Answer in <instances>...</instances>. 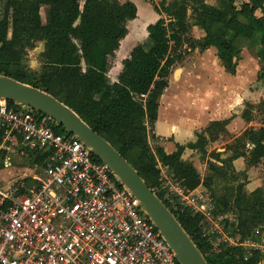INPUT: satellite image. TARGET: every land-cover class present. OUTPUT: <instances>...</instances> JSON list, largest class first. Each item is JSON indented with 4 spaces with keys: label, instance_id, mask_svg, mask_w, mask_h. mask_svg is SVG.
Masks as SVG:
<instances>
[{
    "label": "trees",
    "instance_id": "obj_1",
    "mask_svg": "<svg viewBox=\"0 0 264 264\" xmlns=\"http://www.w3.org/2000/svg\"><path fill=\"white\" fill-rule=\"evenodd\" d=\"M1 3L4 7L0 17V74L55 95L109 141L105 133L113 137L120 147L110 142L152 188L153 182L128 153L138 152L147 176H158L161 162L184 190L204 185L211 191L217 209L236 217L234 234L241 240L252 236L258 228L264 233V188L247 190L244 181L247 174L237 171L233 163L239 156H245L249 166L264 160V125L245 130L252 149L230 148L232 155L226 157L219 151L210 152L204 177L194 163L182 155L187 147L202 149L204 153L208 139L205 141L202 136L186 145L178 143L172 153L161 147L153 151L149 143L158 118L159 99L168 86L174 65L189 49L216 46L221 61L234 73L240 54L235 40L250 38L258 27H264V0H243L239 5L235 0H217L214 4L209 0L153 1L160 18L147 26L148 42H140L132 49L114 82L108 75L110 59L129 32L128 22L138 17V7L133 0H85L83 5L81 0H0ZM43 6L47 7L46 20L41 13ZM194 26L201 27L206 35L195 38ZM42 42L45 48L39 54L40 69L30 75L14 71L29 51ZM260 50L264 52V36ZM258 79L264 80L263 60ZM53 87L60 89L59 95L52 92ZM260 104L264 106V101ZM219 122L213 121L210 125ZM55 129L69 131L62 124H57ZM33 153L37 154L36 160L41 165L45 155ZM156 192L169 206L164 196ZM171 210L192 236L186 223ZM192 238L209 264H263L259 252L246 256V249L241 245L228 246L210 256L204 247V244L208 246L206 241Z\"/></svg>",
    "mask_w": 264,
    "mask_h": 264
},
{
    "label": "built area",
    "instance_id": "obj_2",
    "mask_svg": "<svg viewBox=\"0 0 264 264\" xmlns=\"http://www.w3.org/2000/svg\"><path fill=\"white\" fill-rule=\"evenodd\" d=\"M57 124L35 107L0 97L3 167L12 166L16 151L45 155L40 171L18 173L0 188V264H183L110 165ZM166 178L175 192L168 201H177L175 194L201 211L204 236L216 248L254 245L225 228L210 190H184L172 174Z\"/></svg>",
    "mask_w": 264,
    "mask_h": 264
},
{
    "label": "crops",
    "instance_id": "obj_3",
    "mask_svg": "<svg viewBox=\"0 0 264 264\" xmlns=\"http://www.w3.org/2000/svg\"><path fill=\"white\" fill-rule=\"evenodd\" d=\"M84 1L85 0H81L82 5ZM41 13L43 19L46 20V6L42 7ZM0 17H2L1 14ZM156 20L157 18L154 22ZM192 33L197 39L203 38L206 35V32L199 26H194ZM263 36L264 27H258L252 37H240L235 40L236 45L240 48V57L236 59V71L234 73L227 70L218 55L216 46H210L205 49H189L190 51L179 62L184 61L186 56L190 54H194L192 57L197 58L195 69L200 73L202 79L199 83L198 81H193L192 87L199 90V100L195 98V96H187V90L186 88L183 89L182 80L172 81V79L170 81L169 79L168 86L159 99L158 118L154 124L153 135L149 136L150 145L155 143L157 147L163 148L167 153H172L177 149L178 143L186 145L189 142H196L199 133L207 128L211 122L225 118L230 119L226 127L230 133H235L234 137L243 134V132L240 131V125H242L243 122H251L248 123L246 129L249 125L252 126L253 119L251 118L248 120L244 117L242 105L245 106L249 103L257 106L261 101H264V81L258 79V74L262 68V61L261 57L258 56V52L259 49H261V39ZM252 47H255L257 54L254 55V53L251 52ZM44 48L42 42L35 48V51L41 50L42 52ZM120 64L121 67L117 70L116 74L112 75V68L109 70L108 75L113 82L118 80L120 71L123 69V61L120 62ZM190 68H192L191 65L188 68L186 66L183 68L180 67L176 74H179V78H183L184 74L188 72L191 73ZM171 74L174 76V73ZM181 93L186 95L193 105L184 116L180 112V109L182 111L184 108L182 107L183 104L180 103ZM195 105L201 106L198 112L195 111ZM196 113L198 114L195 115ZM257 125L261 127L264 123L255 122V129L259 127ZM226 143L227 142H224L222 146H220L222 148H218L220 150L215 148L222 153L223 157L232 155V150L226 146ZM247 146L249 149H252L253 144L248 143ZM197 152V149L187 147L182 155L185 160L192 161L196 168L198 167L197 160L199 159ZM233 163L237 171L247 174V190L254 191L258 188H264V160H261L258 164L249 166L247 164V158L245 156H239L234 159ZM159 165V168L165 167L161 162H159ZM26 171H29V168ZM163 171L167 172L166 175H170L167 167L163 168ZM9 182L10 179L5 181L4 184L0 182V188L6 187L9 185ZM201 188L202 190L207 189L204 185H200L195 191ZM247 240L254 239L251 236L250 238L248 237ZM243 247L245 248L246 246Z\"/></svg>",
    "mask_w": 264,
    "mask_h": 264
},
{
    "label": "rangeland",
    "instance_id": "obj_4",
    "mask_svg": "<svg viewBox=\"0 0 264 264\" xmlns=\"http://www.w3.org/2000/svg\"><path fill=\"white\" fill-rule=\"evenodd\" d=\"M133 1L137 4V7L138 6L143 7L144 14L148 17V20L146 23L144 22L143 17L141 16V14H139V7H138V17L132 21H129V23H128L129 33L121 41L119 50L110 59L111 68H112V75L116 74L117 70L121 67L120 62H122L125 58L130 56L132 49L138 43L148 42V32L146 31V29H144V27L146 25L154 22V20L156 18L157 19L160 18V15L157 13V11L154 8L153 1L154 2H160L161 0H133ZM166 1L169 2L171 0H166ZM235 1H236V4L239 5L243 0H235ZM216 2H217V0H209L210 4H214ZM3 7H4L3 4H1L0 5V14L1 15L3 12ZM147 10H149V11H147ZM257 14L259 15L260 11H257ZM256 51L257 50H255V47L251 48V52L254 53V55L257 54ZM40 52H41V50L40 51L39 50L35 51V49L30 50L29 54L27 55L25 60L22 61L18 70H14V71L21 70V72H25V73L29 74V73H32L36 70H39L41 67V63H40V59H39V53ZM259 52H258V56L262 57L261 61L263 60V62H264V52L261 51L260 49H259ZM193 55L194 54L187 55L184 61L177 63L176 66L173 68V71H172V73H174V76L171 74L169 79H170V81L172 79H173L172 81L182 80L183 81V89L186 88V90H187V96L188 95H191L192 97L195 96V98H197L199 100V98H198L199 90L197 88L192 87V86H193V81H198V83H199V81H201L202 78L200 77L201 76L200 73H198L197 70L195 69L197 58H193L192 57ZM238 57H240V56H238ZM190 65L192 67V68H190L191 73L188 72L187 74L183 75V78H181V77L179 78L178 77L179 74H176L177 70H179L180 67L183 68L185 66L188 68V67H190ZM52 92L58 94V93H60V89H58V87H53ZM184 92H185V90H184ZM180 96H181L180 103L183 104L182 107H184L182 109V111L180 109V112L184 116L186 114V112L193 105L191 104L190 99L186 95L182 94ZM200 107H201L200 105H195V111L198 112ZM242 109L244 110V117L245 118H246V116H250L253 119V125L252 126L249 125L248 128L249 127L254 128L255 122H259V123L264 122V106L261 105L260 103L257 106L248 103L245 106L242 105ZM197 114L198 113H196L195 115H197ZM229 120L230 119L225 118V119H221L219 123H213L212 125H208V127L203 129V131L201 133H199V135H198V139H200L202 136L204 137L205 141L208 139L206 142L204 141L205 142L204 143L205 148H206V149H204V153L201 152V151H203L202 149L198 148V150H197L198 151L197 152L198 157H199V159L197 160V166H198L197 168L200 171L202 177H204L206 172H207V165H208L207 160L209 159L210 152L217 151L215 148H217V149L222 148L220 146H222V144L224 142H227L226 146L229 149L236 147L240 151H243L246 149L249 150V147L247 145L250 142L248 141V137L245 134V129H246V126L248 125V123H251V122H247V121L243 122V124L240 125V128H241L240 131L243 132V134H240L238 137H234L235 133H230L226 127L227 126L226 123H228ZM257 126H259V125H257ZM105 134L109 137L110 141L115 144V146L120 147V145H118L116 143V141L113 139V137H111L107 133H105ZM150 146H151V149L153 151H156L157 145H155V143H152ZM218 150H220V149H218ZM137 154H138V152L135 151L133 153H128L127 155L142 170V173L149 179V181L153 182V185H154L153 188L156 189L158 192H160L164 196L165 200L169 204V207L171 209H173L177 213V215H179V217L184 221V223H186L185 225H187L192 236H194L196 238V240L199 242L201 239H204L206 241L208 246H206L204 244V247L207 248V254L212 256L213 254H217L220 251L227 248L229 245H221L218 248H216L210 242V240L204 236L205 228L208 225L206 224V220H205L206 217L204 216V214H202L201 211L196 210L191 205H184L183 203H181L183 199L181 197H178L175 194L171 195V197L177 198V201H175L174 203L171 201H168L167 197L169 195L166 196L168 194V192H171V193H175V192H174L173 188H170L172 183H169L168 185L166 184L167 172L163 171V168H165V167L159 168L160 165L158 163V168L160 169V174H158V176H156V177H155V175H153V176L148 175L149 176L148 177L145 174V168L142 165H140V161L137 157L138 156ZM13 155H14V161H13V164L10 168L3 167L2 163H0V182H2V180L7 181L9 178L17 175L18 173L21 175L24 171L28 170V168L31 172L40 171L42 168L40 165H38L40 163V161L36 160V156H37L36 153H31L28 155V153L22 154L20 151H16V152H13ZM247 177L244 178V181L246 183L248 182ZM200 190H202V188L199 189V191ZM214 201H215V199H214ZM215 204L217 207L216 201H215ZM223 214L226 216V218L224 219L225 223L223 222V225L225 226V228H229L230 230H233V232H234V229L236 228V222H237L236 217L233 214L227 212L226 210L223 212ZM236 236H238V235H236ZM252 237L254 239V245H252V246L247 245L245 247L246 256H250L254 252H259L261 254L260 256L262 257L261 262L264 264V233L261 231V229L258 228L255 230Z\"/></svg>",
    "mask_w": 264,
    "mask_h": 264
},
{
    "label": "water",
    "instance_id": "obj_5",
    "mask_svg": "<svg viewBox=\"0 0 264 264\" xmlns=\"http://www.w3.org/2000/svg\"><path fill=\"white\" fill-rule=\"evenodd\" d=\"M43 44L45 47V42ZM0 97L23 102L45 112L91 146L96 155L106 161L140 199L180 261L183 264H209L192 236L140 171L72 107L45 90L5 74H0ZM32 184L33 181H30L27 185ZM24 189L25 187H21L20 192Z\"/></svg>",
    "mask_w": 264,
    "mask_h": 264
},
{
    "label": "bare ground",
    "instance_id": "obj_6",
    "mask_svg": "<svg viewBox=\"0 0 264 264\" xmlns=\"http://www.w3.org/2000/svg\"><path fill=\"white\" fill-rule=\"evenodd\" d=\"M138 7H139V14H141V16L143 17L144 22L146 23L147 20H148V17L144 14L143 7H142V6H138ZM148 25H149V24H148ZM148 25H146V26L144 27V29H146L147 32H148V30H147V26H148Z\"/></svg>",
    "mask_w": 264,
    "mask_h": 264
}]
</instances>
